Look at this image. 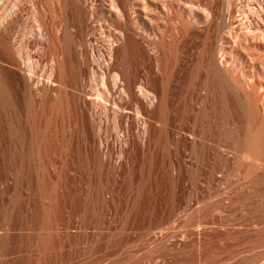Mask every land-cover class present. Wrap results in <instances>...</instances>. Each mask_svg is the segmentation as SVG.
Returning <instances> with one entry per match:
<instances>
[{
    "label": "rangeland",
    "instance_id": "1",
    "mask_svg": "<svg viewBox=\"0 0 264 264\" xmlns=\"http://www.w3.org/2000/svg\"><path fill=\"white\" fill-rule=\"evenodd\" d=\"M1 1L0 264H264V0Z\"/></svg>",
    "mask_w": 264,
    "mask_h": 264
},
{
    "label": "bare ground",
    "instance_id": "2",
    "mask_svg": "<svg viewBox=\"0 0 264 264\" xmlns=\"http://www.w3.org/2000/svg\"><path fill=\"white\" fill-rule=\"evenodd\" d=\"M5 0H3V2H4ZM47 1V0H46ZM50 1V0H49ZM75 1V0H74ZM77 1H82L83 2V0H77ZM128 1V0H127ZM15 2V1H14ZM6 3V2H5ZM50 3V2H49ZM127 3V2H126ZM146 3V2H145ZM144 3V4H145ZM2 4V1L0 0V5ZM15 4V3H14ZM14 4H12V5H14ZM74 4V3H73ZM80 4H82L81 2H80ZM79 4V5H80ZM86 4H87V2H86ZM4 4H2V6H3ZM67 5H68V2H67ZM7 6V5H6ZM9 6V5H8ZM52 6V5H51ZM55 6V5H54ZM54 6H52L53 8L52 9H54ZM60 6H61V3H60ZM113 6V5H112ZM111 6V7H112ZM146 6V5H145ZM17 7V6H16ZM69 7V6H68ZM1 8V7H0ZM6 8V7H5ZM14 8H15V6L13 7H10L9 9H8V11L4 14V18H10L11 16H12V13H13V10H14ZM64 7H60V12H61V15H60V20L61 21H59L60 23H61V26L63 27V31H62V33H61V35H58L59 33V31L57 32L58 34H57V36H56V39H55V41H52L53 43H51L52 45H51V55L52 56H59V54L60 53H62V55H64V53H65V51L66 50H68V49H66L67 48V40H68V36H73V33L75 32L76 34L80 31V28H81V26H82V24H81V18H80V16H79V14H77V12H75V13H72V15H70V16H68L67 14V9L66 10H64L63 9ZM108 9H109V11L107 12V10H106V13H107V16L108 17H111L112 18V13H111V11H112V8H110V7H108ZM117 9V8H116ZM120 10H121V8H119ZM119 9H117L118 11H119ZM49 10H51V9H49ZM111 10V11H110ZM114 10V9H113ZM52 11L53 10H51V14H49V23H50V25L53 27V28H56L57 26H55V24L57 23L56 22V20H55V14L54 15H52ZM78 11V10H77ZM117 11V12H118ZM15 12V11H14ZM114 12H115V10H114ZM120 12V11H119ZM53 13H55V10H54V12ZM47 14V13H46ZM45 14V15H46ZM81 14V13H80ZM15 15V14H14ZM92 15H94L93 14V12L92 11H90V12H88V13H86V23L87 22H89V21H91V18H92ZM124 15H125V13H124ZM118 16V15H117ZM43 17V16H42ZM46 17V16H45ZM45 17H43V18H45ZM69 17H70V19H69ZM145 17V16H144ZM3 18V19H4ZM13 18V17H12ZM58 18V17H57ZM94 18V17H93ZM3 19L0 17V26L2 25L3 26V23L4 22H6V21H3ZM5 19V20H6ZM46 19V18H45ZM45 19H44V22H46L45 21ZM124 19L126 20V16H124ZM72 21V25L74 24V29L75 30H73L74 32L72 33H70V35L68 34V32H67V29H68V27H69V25H68V22L69 21ZM10 22V21H9ZM40 22V21H39ZM38 21H37V25L39 26V23ZM126 24L128 23L127 21L125 22ZM46 25V24H45ZM55 26V27H54ZM62 27H61V29H62ZM67 27V28H66ZM2 28V27H1ZM48 28V27H47ZM53 28L51 29L52 30V32H53ZM130 28V27H129ZM41 29V27H39L38 29H37V31H39ZM58 29V28H57ZM60 29V28H59ZM115 29V28H114ZM90 30V29H89ZM42 31V30H41ZM57 31V30H56ZM118 31H119V29H118ZM88 32L89 31H86V33L88 34ZM122 32V31H121ZM119 33V32H117V31H115V33H119V35H125L126 36V34L128 33V30H124V32H122V33ZM127 32V33H126ZM39 33V32H38ZM74 33V34H75ZM40 34L42 35V36H45V33H42V32H40ZM55 35V34H54ZM53 35V36H54ZM132 35V34H131ZM3 34L2 33H0V55H2V56H8V50H7V46H6V44H5V42H4V39H3ZM49 36H50V32H49ZM52 37V36H51ZM118 37V36H117ZM42 38V37H41ZM87 38V37H86ZM124 38V37H123ZM50 40V39H49ZM54 40V39H53ZM51 41V40H50ZM70 45V44H69ZM10 48V47H9ZM124 49V48H123ZM111 50V49H110ZM123 53V52H122ZM88 56H90V58L92 59V60H96L95 59V53H94V50H93V47L91 48V51L89 52V55ZM123 56V59H125L126 58V52L124 53V55H122ZM110 57H111V55H110ZM52 59H54V58H52ZM51 59V60H52ZM55 60V61H54ZM53 61H54V63H55V66H57L56 68H57V70L60 72V74H61V72L62 71H65L64 69V64H63V62L61 61H56V59H54ZM110 60V59H109ZM107 62V61H106ZM108 63V62H107ZM51 64H53V62H51ZM219 64V63H218ZM53 66V65H52ZM52 66H51V68H52ZM107 66H108V64H107ZM107 66H106V68H107ZM27 67V66H26ZM92 66H89V75L91 74L92 76H93V74L95 73L94 72V70L92 71ZM30 71V70H29ZM216 71V70H215ZM51 72H52V69H51ZM108 72H109V70H108ZM31 73V72H30ZM54 73V72H53ZM52 73V74H53ZM97 74V73H96ZM95 74V75H96ZM116 74V72L114 73V75ZM103 76H105V75H103L102 74V77H101V79H103L104 77ZM116 76H117V74H116ZM116 76L114 77V79L116 78ZM119 76H117V78H118ZM91 78V77H90ZM94 78V77H93ZM96 78V77H95ZM51 79V78H50ZM120 79V78H119ZM118 79V80H119ZM115 80H117V79H115ZM112 81L111 82V85H112V87H116V81ZM105 81H106V78H105V80L104 81H101V82H104L103 84H105ZM118 82H120V80L118 81ZM221 82H222V80H221ZM131 84V83H130ZM138 84V83H137ZM136 85V84H135ZM104 86V85H103ZM120 86H121V84H120ZM119 86V87H120ZM123 86V85H122ZM121 86V88H123ZM131 86V85H130ZM142 85H137V90L139 91V93H141V91H144L145 89H143L142 90V87H141ZM105 87V86H104ZM118 87V86H117ZM116 87V88H117ZM121 88H120V91H121ZM126 88V87H125ZM124 88V89H125ZM129 89V88H128ZM130 89H132V87L130 88ZM123 91H125V90H123ZM123 91H121V93L123 92ZM128 91V90H127ZM132 91V90H131ZM148 92V91H147ZM125 93H126V91H125ZM136 93H137V91H136ZM151 94L153 93V92H150ZM125 95H127V94H125ZM142 95V94H141ZM154 95V94H153ZM99 96V95H98ZM139 96V95H138ZM146 96V95H145ZM148 96V95H147ZM128 97V96H127ZM143 97V96H142ZM150 96H148V98H149ZM153 99L154 98H156L155 96H153L152 97ZM150 100H151V98H149ZM163 102V101H162Z\"/></svg>",
    "mask_w": 264,
    "mask_h": 264
}]
</instances>
